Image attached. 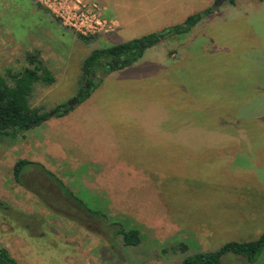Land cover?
<instances>
[{
    "label": "rangeland",
    "instance_id": "rangeland-1",
    "mask_svg": "<svg viewBox=\"0 0 264 264\" xmlns=\"http://www.w3.org/2000/svg\"><path fill=\"white\" fill-rule=\"evenodd\" d=\"M87 1L111 4L124 26L111 18L112 33L85 42L35 0H0V75L38 51L55 79L30 98L48 118L16 140L0 136V247L18 264H178L256 240L264 233V26L251 19L258 0L224 1L216 11L215 0ZM208 8L187 37L170 34L145 49L147 58L158 54L156 76L115 79L132 66L104 73L89 98L49 117L79 94L91 51L165 34ZM20 159L64 187L35 165L16 183ZM113 223L139 229L140 244L123 246ZM179 244L185 253L172 251ZM221 264L248 263L228 255ZM252 264H264V252Z\"/></svg>",
    "mask_w": 264,
    "mask_h": 264
},
{
    "label": "trees",
    "instance_id": "trees-1",
    "mask_svg": "<svg viewBox=\"0 0 264 264\" xmlns=\"http://www.w3.org/2000/svg\"><path fill=\"white\" fill-rule=\"evenodd\" d=\"M217 1L215 0V2ZM226 1L230 5H233L236 0ZM211 12V9L208 8L202 12L194 13L188 16L180 25L173 26L168 30L171 31V35L185 38ZM76 35L85 42L94 37ZM159 41L157 34L151 33L117 45L91 51L82 62L79 79L80 90L79 94L74 98L78 99V103L89 98L92 92L99 86L102 74L131 66L142 57L145 49L152 47ZM141 43L144 44L143 49L140 47ZM25 61L26 66L21 70L17 72L8 70L5 76L0 75V136L2 138L16 140L22 134L25 127L34 123L35 126L40 125L48 118V115L42 112V108H35L30 105V98L35 85L49 86L54 83L55 79L52 71L46 66L38 51L26 53ZM64 108L66 111L69 110L66 106ZM63 113V111L58 112V114ZM32 165L40 167L38 163L25 159L17 160L13 166L14 181L21 183L24 169ZM43 172L54 180L61 189L64 187L62 181L58 180L53 173L48 170H43ZM64 191L68 197L82 205L81 200L72 195L68 189L64 188ZM88 210L94 215L100 214L97 211ZM113 225L117 226L115 234L120 237L123 246L135 247L140 244L141 234L139 229L135 227L127 228L120 223H113ZM172 251L185 253L187 246L179 244L176 249L172 248ZM262 252H264V233L254 241L228 242L213 252H198L185 256L178 264H221L223 258L228 255L237 256L246 263L252 264ZM0 264L18 263L6 248L0 247Z\"/></svg>",
    "mask_w": 264,
    "mask_h": 264
},
{
    "label": "built area",
    "instance_id": "built-area-1",
    "mask_svg": "<svg viewBox=\"0 0 264 264\" xmlns=\"http://www.w3.org/2000/svg\"><path fill=\"white\" fill-rule=\"evenodd\" d=\"M63 27L84 37L112 33L116 22L107 18L101 6L87 0H35Z\"/></svg>",
    "mask_w": 264,
    "mask_h": 264
},
{
    "label": "crops",
    "instance_id": "crops-1",
    "mask_svg": "<svg viewBox=\"0 0 264 264\" xmlns=\"http://www.w3.org/2000/svg\"><path fill=\"white\" fill-rule=\"evenodd\" d=\"M110 5L111 4H109L108 6L102 7L104 15L108 18H113L118 23L117 25H119V27L124 26L125 23H124L122 17H120L118 14H116L114 7L110 6ZM254 5L260 6L261 11L258 13L257 18H253V16L251 15V19L252 20L258 19L257 22L260 23V27H263L264 24H261V22L264 21V14L262 12V10H263L262 8L264 6V0H262V1L258 0V2H255ZM252 23L256 24L258 26L257 23H254V22H252ZM229 53L232 55L234 54L231 52H229ZM156 56H158V54H156ZM156 56H153L154 58L153 57L147 58V56L143 55V57L138 62L131 65L132 68H130V69H132V70H128L131 72H127L128 74H125L122 77H117L115 79H119V80H122L124 82H128V81L142 82V81H144L150 77H154V75L156 76V74H158L159 71L155 72L153 69L154 67H152L155 63L154 61H155ZM163 57H164V55L162 54L161 58H163ZM263 57H264V54H263ZM167 61H168V59H166V62ZM170 64H172L171 61H170V63L166 64L165 68H164V71H165L164 76H168L167 78H165V83L168 82L169 84L171 83L169 77H172V73H171V70L168 73V69L166 67H168V65H170ZM145 75H148V76H145ZM109 79H113V78H109ZM91 104H93V103H91ZM93 106H95V105L93 104Z\"/></svg>",
    "mask_w": 264,
    "mask_h": 264
},
{
    "label": "water",
    "instance_id": "water-1",
    "mask_svg": "<svg viewBox=\"0 0 264 264\" xmlns=\"http://www.w3.org/2000/svg\"><path fill=\"white\" fill-rule=\"evenodd\" d=\"M224 1H226V0H218V1L216 2L215 6L212 8V11H216L217 7H218L222 2H224ZM170 34H171V31H166L165 34L158 35V36H159L158 38L162 40L165 36H168V35H170ZM140 47L143 49V48H144V44L141 43V44H140ZM77 103H78V99H77V98H74L73 100H71V102L68 103V105H67L66 107H67V109H72V108L74 107V105H76ZM60 111H63L64 113H66V109H65V108H61L60 110H58V112H60ZM58 112H53V113H51V114L49 115V117H52L53 115H55V114L58 113ZM34 126H35V123H34L33 125H30V126L25 127L24 130L26 131V130H28V129L34 127Z\"/></svg>",
    "mask_w": 264,
    "mask_h": 264
}]
</instances>
